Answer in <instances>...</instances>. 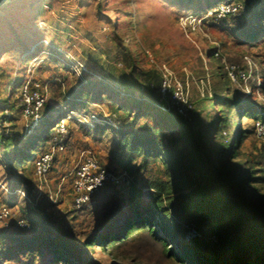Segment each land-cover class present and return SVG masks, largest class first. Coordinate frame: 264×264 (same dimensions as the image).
Segmentation results:
<instances>
[{"label":"rangeland","instance_id":"1","mask_svg":"<svg viewBox=\"0 0 264 264\" xmlns=\"http://www.w3.org/2000/svg\"><path fill=\"white\" fill-rule=\"evenodd\" d=\"M0 1L4 3L0 8V205L10 206L13 211L10 229L16 228L17 220L22 218L13 204H23L26 199L27 204L62 224L72 245L81 250L84 264H163L156 256L157 250L153 252L143 245H126L116 251L85 247L96 232H110L119 224L125 210L124 191L108 186L90 202L78 204L73 191L76 168L83 152L88 151L109 171L122 176L123 186L135 180L144 187L145 182L164 177L163 167L157 164H150L148 171L135 179L117 171L114 158L118 136L109 129L95 131L93 117L103 126L118 128L128 116L145 115L165 121L167 131L173 134L177 123L182 118L191 119L195 111L201 128L212 131L208 146L213 152L220 148L214 140L216 123L226 118L227 140L241 129H248L252 135L241 149L240 162H245L247 156L261 155L263 142L255 135L254 122L242 118L237 109L222 107L220 101L233 94L242 101L255 98L260 115H264V43L239 44L220 30L213 31L215 21L232 27L244 14L243 1L223 0L229 4L215 10L210 7L222 0ZM155 71L161 81L170 75L184 89L192 107L187 118L172 109L180 117L175 113L166 116L147 106L156 101L142 80L145 74ZM32 83L43 87L42 95L54 114L60 112L59 126L64 125L68 131L65 152L57 155L42 191L35 178V161L51 149L52 141L44 143L26 165L19 161L13 167L16 152L27 154L47 128V123L41 122L42 115L36 116V102L27 108L22 101V89ZM226 84L232 89L230 93ZM111 88L120 93V99L108 91ZM77 90L84 91L85 97H78L74 93ZM95 96L111 100L118 110L94 103ZM50 194L57 196L55 203ZM181 223L185 239L176 240H204V235L189 236L193 230L201 233L198 224L185 220ZM205 242L211 249L224 251L219 238L206 236ZM255 257L252 254L250 259ZM1 264L72 263H64L46 251L19 253Z\"/></svg>","mask_w":264,"mask_h":264},{"label":"trees","instance_id":"2","mask_svg":"<svg viewBox=\"0 0 264 264\" xmlns=\"http://www.w3.org/2000/svg\"><path fill=\"white\" fill-rule=\"evenodd\" d=\"M242 1L244 14L236 18L232 27L227 24L221 26V21L214 20L213 31L220 30L239 44H262L264 0ZM222 4L229 2L222 0L210 8L215 10ZM142 81L156 101L154 105L147 103V106L160 114L173 115L174 111L165 113L157 106L161 103L159 72L145 74ZM262 87L264 90V77ZM226 88L230 93L229 84ZM123 89L127 94L131 93L127 87ZM108 91L120 99V93L113 88ZM74 93L78 97L86 95L80 90ZM215 93L217 97V91ZM98 97L92 101L118 110L111 100H98ZM254 100L242 101L233 94L220 101L222 107L237 109L242 118L254 122L255 126L261 115L260 106ZM54 112V108L45 102L39 116L42 115L41 122L47 123V128L27 154L16 152L14 168L19 161L26 165L44 143L49 140L53 143L62 120L60 112ZM192 113L191 119L182 118L177 123L171 132L173 134L167 131L165 121H156L145 115L128 116L126 123L118 128L96 124L95 131L109 129L118 136L114 158L117 171L135 179L137 174L147 172L150 164H157L163 167L164 177L147 181L144 187L135 180L122 187H113L124 191L125 210L119 224L110 232H96L86 241L85 247L116 251L126 245H143L153 252L157 250L156 256L163 264H264V152L258 156H247L245 162H240L241 149L252 135L248 129H241L238 133L232 132L227 140L224 135L228 124L226 118L216 123L218 133L214 140L219 142L220 148L213 152L208 146L212 143V131L205 132L200 120H195L196 112ZM57 115L59 118H54ZM233 163L234 166H229ZM25 200L23 204L16 205L15 202L13 205L19 207L21 220L28 227L21 229L15 224L14 229L8 227L0 231V264L19 253L34 255L46 251L64 263L84 264L81 250L72 245L62 224L45 211H36ZM183 220L198 224L204 240L189 243L176 240L177 237L185 239ZM206 236L219 238L224 251L211 249L205 242ZM249 254H255V260H251Z\"/></svg>","mask_w":264,"mask_h":264},{"label":"built area","instance_id":"3","mask_svg":"<svg viewBox=\"0 0 264 264\" xmlns=\"http://www.w3.org/2000/svg\"><path fill=\"white\" fill-rule=\"evenodd\" d=\"M3 4L4 3L0 1V8ZM229 11L230 9H227V12ZM42 88L43 87H41L38 83H32L26 85L21 92L22 101L27 108L32 104V102H36L37 107L35 112L38 117L39 111L46 102V96L42 95ZM159 94L161 97V103L157 106L160 110L165 113H169L172 109L177 111L183 117L187 118L189 116V113L192 111V107L188 102L187 94L184 92V89L176 83L172 76L165 75L163 77ZM93 121L94 127H96V124L99 123L94 117ZM254 131L256 137L263 142L264 147V115H262L261 119L255 123ZM57 132L58 136L54 139L51 149L38 157L35 161V178L39 182L38 188L40 191H42L43 186L47 183V179L56 162L57 155L65 152V143L68 131L64 125H60ZM122 180V176L105 168L94 153L88 151L83 152L81 161L76 168V173L73 178V191L76 202L78 204H86L90 202L94 196L99 195L108 186L120 187L124 181ZM49 197L52 202H56V195L50 194ZM13 217V211L9 206L0 205V231L9 227ZM16 226L21 229H26L28 227L26 222L21 219L17 220ZM189 236L192 238H200L201 234L196 230H193Z\"/></svg>","mask_w":264,"mask_h":264},{"label":"crops","instance_id":"4","mask_svg":"<svg viewBox=\"0 0 264 264\" xmlns=\"http://www.w3.org/2000/svg\"><path fill=\"white\" fill-rule=\"evenodd\" d=\"M69 177V176H68ZM62 181H65V179H63ZM52 183V182H51ZM54 183V182H53ZM61 184V183H60ZM18 209H19V207L18 206H16ZM32 208H33V206H31ZM35 209V208H34ZM36 211L38 210V209H35ZM20 218H21V216H20Z\"/></svg>","mask_w":264,"mask_h":264}]
</instances>
